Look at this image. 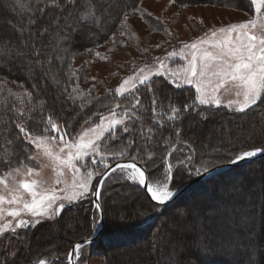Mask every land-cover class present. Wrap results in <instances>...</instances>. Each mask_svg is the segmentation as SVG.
<instances>
[{
  "label": "snow or ice",
  "instance_id": "snow-or-ice-1",
  "mask_svg": "<svg viewBox=\"0 0 264 264\" xmlns=\"http://www.w3.org/2000/svg\"><path fill=\"white\" fill-rule=\"evenodd\" d=\"M174 2L175 0H169L170 4ZM15 4L23 7L20 0H15ZM118 5L119 0H116V6ZM113 6L110 2L106 9L109 18L113 22L119 20L120 27H124L129 20L128 12L121 9L122 18L113 17ZM250 6L254 7L256 14L264 17V0H250ZM49 8L56 11L49 12ZM93 8L94 0H84L83 5H80L79 0H36L33 14L28 21L29 27H21L15 36L0 35V73H27L28 78L33 81L31 91L26 89L23 93L16 94L10 89L7 90L8 96L14 98L11 106L8 97L4 96V88L0 87V146L4 152L3 156H0V167L7 168V171L0 175V242L5 238L9 240V243L4 245L5 251L14 246L11 241L23 240L18 229H34L45 220L59 217L70 205L78 204L90 195L98 200L100 189L109 179L137 183L146 189L151 201L155 202L154 209L164 205L174 195L169 183H150L144 168L138 166V161H142L145 166L155 165L156 161L149 146H155L159 141L163 142L165 149L171 146L169 155L164 157L166 175L170 179L173 165L169 162V157L176 150V144L181 143L183 130L178 125L183 122L187 112L197 104L220 106V95L224 94H234L237 97L236 101L229 99L227 106L240 113L257 105L258 101H264V23L257 32L256 19H249L211 29L210 41L200 39L198 42L183 44L179 54L184 56L188 63L179 72L166 68L159 57L153 58L152 63L146 62L115 88L114 96L121 98L120 100L105 104L102 103L104 98H95L96 102L106 109V114L99 113V123L88 116L84 119V124L89 126L73 135L75 129L72 123H59L53 114L44 115L45 105L38 99L39 85L35 77L39 74L46 82L57 87L62 101L70 102L69 107L76 112L72 119L79 122L77 118L92 101L85 100L83 94L73 96L67 87H59L60 79L52 68L53 53H56L55 59L63 62L64 56L60 53L66 52L67 49L62 47V42L69 39L71 31L83 24H100V17ZM81 9H86L85 15H76ZM131 10L144 16V10L136 5H132ZM103 15L104 13H101V16ZM45 16L48 17L47 22H44L42 27L37 26L44 21ZM74 17L75 22L70 23ZM33 27L35 30H32ZM53 28L56 29L54 36ZM65 29L68 31L65 32ZM46 35L53 36L47 45L44 44ZM120 35H124V32L121 31ZM168 35L172 37L173 33L169 32ZM205 44H208L207 48L204 47ZM185 49H191L190 59L184 55ZM149 50L150 46L145 47L143 52L148 53ZM166 55L167 58H172L176 57L178 52L174 49ZM145 59L147 61L148 58ZM153 63L156 64L155 71ZM165 72L177 87L181 86L179 80L183 79L185 83L194 85L197 93L192 103L185 104L183 108L173 106L169 102L170 114L157 111L158 89L152 79L154 75H163ZM141 88L152 94L150 125L145 123L148 119L145 115L148 107L141 103ZM78 90V84L72 88V92ZM241 97L242 99H239ZM15 101L19 102V106ZM77 107L80 109L78 112ZM197 111L199 112V109ZM6 113H11V116L4 118ZM202 119L206 120L207 117L202 116ZM165 120L171 125V132L167 137L161 131ZM40 125H43L42 129ZM155 125H159V128ZM49 132L53 135H47ZM124 134H127L126 140L123 139ZM172 134L176 144L172 142ZM261 135H264V132H261ZM57 138L58 153L52 147V142ZM115 141H121L118 148L113 147ZM183 145L189 152L183 158H177L176 163L178 167L189 170V174L192 171L196 175L207 174L217 166L209 167L214 159L210 155L207 161L201 159L200 166L194 167L196 150L188 140H184ZM30 147L35 148L37 153H42L54 171L61 170L56 171L54 184H49L37 168L27 163L36 159L35 155L29 153ZM212 151L219 152L220 148L214 147ZM21 152L26 155L17 160L16 157L20 156ZM261 152H264V148L237 152L229 163L235 164ZM117 157L127 158L131 162L121 163ZM110 160H116L115 164H111ZM65 170L72 173V183L58 188L55 185L64 183L59 177L64 175ZM115 173H119V176L114 177ZM94 178H98V183H93ZM94 205L98 211L103 212L98 202L94 201ZM179 214L184 215V212L180 211ZM25 216H30L31 219H26ZM5 217L12 219L5 222ZM93 224L99 227L100 221L94 220ZM168 245L169 239L158 227L153 234L152 251L159 250L163 255V250ZM86 246L87 241L76 243L67 253L68 264H72L73 257L79 264L80 254ZM17 252L10 253L13 257L12 264H15ZM0 264H8L7 258ZM32 264H46V260L39 258ZM167 264H179L175 249L169 254ZM249 264H252L251 260Z\"/></svg>",
  "mask_w": 264,
  "mask_h": 264
},
{
  "label": "trees",
  "instance_id": "trees-1",
  "mask_svg": "<svg viewBox=\"0 0 264 264\" xmlns=\"http://www.w3.org/2000/svg\"><path fill=\"white\" fill-rule=\"evenodd\" d=\"M142 0H119V5L116 6V0H94V8L92 10L96 11L98 17H100V24H83L79 27L74 28L69 34V39L67 41L62 42V47L67 49L66 52H61L60 55L64 56L63 62L55 59L56 53H53V62L52 68L55 71L60 79L59 87L62 89L67 87L68 92L72 93L73 96H80L83 94L85 100H91L92 102L87 104V107L83 110L80 117H78V121L76 122L72 119L73 116L76 115V112L72 111L69 107V103H64L62 98L59 97V92L57 91V87L52 86L49 82H46L45 79L41 78L39 74L36 75L35 81L39 85V97L38 99L45 105L44 115L47 116L49 114H53L54 119L59 120L61 123L69 122L74 125L75 131L73 135L77 132L79 127L84 123V119L90 116V111L101 113V111H96V108L99 107L100 103L96 102L95 98H105L106 95H95L92 90H87L85 93L81 92L80 89L77 92H72V88L77 84L81 85L84 81L85 70L82 66H76L75 59L81 53H84L90 48H94L108 42L119 29V20L113 22L112 19L109 18L106 9L108 4L111 2L114 6L111 9V16H120L122 17V11H130L132 5H138ZM199 3V2H212L215 4H222L234 2L238 7L243 3L244 0H175L176 4L181 3ZM80 5L84 4V0H79ZM20 4L23 7L16 5L15 0H0V12L6 18V24H2L0 27V35L3 36H15L17 32H19L21 27H29L28 21L33 14V9L36 6V0H20ZM43 7V5H41ZM49 12H55V9L49 8L47 9ZM86 9H81L77 11L76 15L83 16L85 15ZM101 13H104L101 16ZM48 17L45 16L44 21L40 22L37 26L42 27L44 22H47ZM75 22V17L73 22ZM32 30H35L33 27ZM68 30L65 29V32ZM53 36L56 34V29H52ZM53 36H45L44 44L47 45L50 39H53ZM51 51V49H47ZM14 81V82H13ZM156 87L158 89L157 98L159 99V104L157 107L161 106V111L168 107L169 102L172 103L173 106L183 108L185 104H191L195 99L194 90L189 86H180L163 82L161 80H157L155 82ZM21 86L23 88V93L26 89L31 91L33 81L29 79L27 73L18 74L16 71H12L11 73H0V87L4 88V96L8 97L9 106L14 101V98L8 96L7 90L10 89L12 93L15 92V86ZM20 92L16 94H21ZM93 94V95H92ZM141 98L143 96L151 95V93L147 92L145 88L140 89ZM2 99V97H0ZM143 100V99H142ZM141 100L142 104L148 105ZM105 99L102 100V103ZM15 103L19 106V102L15 101ZM79 104V100L77 101ZM199 109V112L197 111ZM76 111H80L77 107ZM148 112H151V106L148 107ZM148 112L145 114L148 119H146V124H151L152 121L148 115ZM11 116V113L4 114V118H8ZM202 116H206L207 119L203 120ZM163 119V117H160ZM236 119V120H235ZM239 122L240 126L237 130L235 127L236 122ZM223 124L226 129L230 127L231 135L229 138H225L221 144L220 148L224 152L223 156L220 157V163L213 165H221L229 162L230 159L234 158V155L237 152L251 150L253 148H264V135H261V132H264V101H258L257 105L252 106L248 110L243 113L236 112L225 107H211L206 105H200L193 108L191 111L185 114V118L181 124L178 126L183 130V136L181 137V143L176 144L175 136L173 135V144H176V150L172 152V155L169 157V162L173 165V175L176 177L181 176L182 167L177 166V158H181L183 155L189 152V149L183 147V141L188 140L192 146L195 148L196 152L199 154L207 153L206 150L198 149L201 144L202 138L206 135L209 138H215L219 133L216 132V127ZM211 128L209 129V127ZM155 127L159 128V125H155ZM40 128H43V125H40ZM208 128V130H207ZM235 129V130H234ZM163 135L165 137L170 135L171 125L168 121L165 120L164 127L161 129ZM125 139H127V134H125ZM259 141V144H254V142ZM121 143V141L113 142V145H117ZM31 148V147H30ZM29 148V150H31ZM150 150L153 152V158L156 163L144 165L147 171V176L151 179L152 173L155 170L163 171V167H165L164 157L169 155V151H171V146L168 149L163 147V142L159 141L155 146H149ZM181 149H183L181 151ZM0 153L3 156V147L0 146ZM26 154L24 152L20 153V156L16 157L17 160L24 157ZM220 156V155H219ZM127 158H117V160H123ZM115 161V160H114ZM264 161V156L259 159L245 164L237 165L227 171H223L217 173L205 180L199 181L193 186L197 184H204L202 188V192L208 190L209 192L215 193V184L214 179L226 178L227 176H234V179L231 180L232 183H247L251 173L258 172L260 178L264 180V177L260 174V167L262 162ZM142 163V161H138ZM209 167L212 168V165L209 164ZM6 168V167H4ZM240 170H245L244 174L241 173L240 179L237 178V172ZM257 173V174H258ZM197 175H192L188 180H192ZM236 176V178H235ZM239 177V176H238ZM184 178V177H183ZM186 181L185 183H187ZM183 183V184H185ZM182 186V185H181ZM264 186V185H263ZM243 187V186H242ZM126 191L125 194L118 195V191ZM259 191V188H258ZM250 194V193H249ZM260 197L258 201H250L252 205H254V210L257 212L248 211L245 212L246 204L237 203V213L241 219V217L246 218V221L242 220L241 223L237 219V223L233 227L234 232L243 236L246 235L251 238H246V236L240 241V245L244 247L243 252H241L238 248H234L231 250H227L226 248L218 247L214 242H204L203 240L199 241L197 235L192 232V235L189 237H181L180 245L183 249H181L180 253L177 254L179 258L180 264H249V260H251L252 264H264V187L261 192H259ZM213 196H216L214 194ZM251 198H254V194H250ZM116 200L124 202L123 211L121 214L116 216L114 209L112 207V202ZM202 202V199H199ZM100 205L103 209L104 221L102 226V231L98 236L95 243H88L84 248L93 247V245L97 244L99 240L105 242L106 240L112 238H117L115 241H112V244L104 245L103 257L105 264H121L118 260V255L127 257H136L139 253H147L148 260L146 264H157V257H160L161 260L164 259L166 248L163 250V255H161L160 251L156 252L152 251V239L153 234L156 232L157 228H160V231L165 233L168 237L170 235L166 226L168 223L175 221V216L172 218L168 217L166 212L176 211L175 208L178 207L180 202H176V200L170 204H164L162 206H158V208L154 209L155 203L150 201L142 188L136 184L131 183L126 180H113L111 185L108 186V181L101 188L100 196H99ZM197 201V200H196ZM195 202V200L193 201ZM227 200L220 201L218 203L219 206H223L226 204ZM111 205V206H110ZM191 205V204H190ZM107 207H110L112 214L109 218L106 216ZM113 209V210H112ZM121 209V208H120ZM182 210V208H180ZM186 208H184L185 210ZM253 209V208H252ZM139 211V212H138ZM183 211V210H182ZM75 212H79L75 214ZM74 213L71 220V227L65 228L62 227V220L64 219V215ZM140 213V214H139ZM198 212L195 213L197 215ZM146 215V218L141 221V223L135 222L136 216ZM200 214V213H199ZM88 216L89 229H83V221ZM226 214H219L218 216H225ZM190 218V217H188ZM243 219V218H242ZM251 220L252 222L247 221ZM100 221V213L97 209L93 208L92 198L89 199L85 204L78 203L70 205L66 210H64L59 217H54L52 220H45L44 222L38 224L34 229L30 228L27 234H23L21 232L20 235L23 237L22 241L13 240L11 243L14 245L13 247H9L7 251L4 249V245L9 243V240L3 239L0 242V262L4 261L6 258L8 260V264H12L13 257L10 255L12 252H18L15 256V264H32L34 260H38L39 258L43 259H52L50 264H68V255L67 253L70 251L72 245L85 238L92 237L98 230L99 227H95L93 221ZM168 222V223H167ZM256 223V224H255ZM79 224L81 227L76 228V225ZM100 226V225H99ZM66 230L67 234L70 233L72 238L69 243L67 241V248H64V243L57 242L49 249H45L44 251H40L41 245H43V241H48L49 234H53V231L58 230ZM242 229V230H241ZM82 230L81 235L74 236ZM52 231V232H51ZM197 234V233H196ZM36 238L37 241L35 243H31L32 239ZM102 238V239H101ZM104 244V243H103ZM187 245V246H185ZM142 246V247H140ZM134 248L132 251L131 248ZM190 247V248H188ZM141 248V249H140ZM83 249V250H84ZM188 252H184V250ZM126 251L127 253H119L120 251ZM138 251H141L138 253ZM34 252V253H33ZM192 253L191 255L189 254ZM249 252L251 256H249ZM151 256H150V255ZM191 257V258H189ZM108 259V260H107ZM192 261V262H190ZM190 262V263H189ZM161 264L162 261L160 262Z\"/></svg>",
  "mask_w": 264,
  "mask_h": 264
},
{
  "label": "rangeland",
  "instance_id": "rangeland-1",
  "mask_svg": "<svg viewBox=\"0 0 264 264\" xmlns=\"http://www.w3.org/2000/svg\"><path fill=\"white\" fill-rule=\"evenodd\" d=\"M244 1L245 3L242 2V4L238 7L234 2L230 3L229 1L222 4H215L212 2L190 3V1H186L187 3H181L178 5L176 4V2L170 4L169 0H142L137 6L144 10V16H141V13L139 12H133L132 10L127 11L129 14V20L127 21L126 25L124 27H120L119 24L118 31L113 36H111L108 42L103 45L90 48V50L81 53L76 57V66H82V68L85 70L84 81L81 83V85L78 84L80 91L85 93L87 90H92L94 97L104 94L106 95V97L104 98L105 101L103 103H114L116 100L121 99L114 96L115 88L125 78H127L129 75H132L136 69L142 67L146 62L152 63L153 58H161L164 62L165 67L170 68L172 71H181V69L186 67L188 63V60L185 59L184 56L179 54V50L183 47V44L198 42L200 39L210 41L211 29H218L222 26H227L232 23H239L247 21L249 19H256L257 28L255 30L259 32L260 25L264 23V17H261L255 13L254 7L250 6V0ZM6 22L7 21L5 16L2 12H0V27H2L1 23L6 24ZM165 29H167V31H165ZM121 31L124 32V35H120ZM169 32L173 33L172 37H169ZM206 33L207 35H205ZM157 45H159V47H157ZM149 46V52L144 53L143 49ZM204 47L207 48L208 44H205ZM174 49L178 52V55L176 57L167 58V52ZM190 52L191 49H185L184 55H187L189 59ZM146 57L148 58L147 61L145 59ZM153 70H156L155 63H153ZM152 79L154 82H157V80H161L163 82L167 81L176 85L175 83L170 81L167 72H165V74L163 75H154ZM179 83L181 86L191 87L194 90L195 95L197 94L194 85L185 83L183 79H180ZM14 89L16 93H21L23 90V88L19 85H16ZM229 99L236 101L237 97H235L234 94L220 95V106L230 109L227 106ZM239 99H242V97ZM141 100L145 103H148V105H144H146L147 107L151 106L152 109V96L150 94L147 96H143ZM197 106L200 105L197 104ZM209 106L213 108L220 107L216 106L215 104ZM160 108L162 107H157V111H161ZM163 110L170 114V109L168 107L164 108ZM96 111H101V113L106 114V109L102 108L101 105L96 108ZM89 113L92 117V120L96 123H99V113L92 111H90ZM94 113L96 114L94 115ZM148 115L149 117H151L152 112H148ZM57 121L61 123L59 120ZM236 124L237 125H235V127H237L238 130L241 126L238 121L236 122ZM88 126L89 125H85L83 123L76 133L81 132L83 128H87ZM211 126L212 125H210L209 129L211 128ZM215 129L216 132L219 133L215 136V138L212 139L206 135L202 138L201 144L198 146V149L206 150L208 152L203 153L202 155L196 152V155L193 159L194 167H199L201 159L207 161L210 155L211 157H214L210 165L220 163V157H222L224 154V152L220 148V144L225 138H229V136L231 135V131L230 127L226 129L223 124H221L220 126L218 125V127H216ZM47 135L53 134L49 132L47 133ZM123 139L126 140L125 134L123 136ZM58 143L59 138H57L56 141L52 142V147L57 153L59 152ZM259 143V141L254 142V144ZM120 144L121 143L118 142V144L113 145V147L118 148ZM214 147H219L220 151L213 152L212 149ZM30 149L31 150H29V153L35 155L36 159L33 161H28L27 163H29L32 167L37 168L41 172L43 178H45L49 182V184H54V181L57 178L56 171L61 170L56 169V171H54L50 165V162L46 157L43 156L42 153H37V150L35 148ZM187 154L188 153H186L185 155ZM185 155H183L181 158H183ZM0 156H2L1 153ZM112 162H114V160H110V163ZM258 165H260L258 169L262 171V173L260 172V174L264 177V161L262 162V165ZM5 171H7V168L0 167V175H3ZM181 171L184 174L179 177H175L172 170L171 178L168 179L166 175L167 166L165 164V167H163V171H153L149 182L156 183L157 181H159L161 183H169L170 189L174 192L181 185H183V183L188 181L192 175H196L194 171L189 174V170L183 167ZM244 171L245 170H240L237 172V174H239L237 175L238 179H240V176H243L241 175V173ZM257 173L258 172L251 173L249 179H247L248 182L246 184L232 183L231 180L234 179V176H227L226 178L219 179L216 178V180L214 179L216 189L215 193H210L209 187L207 191L202 192L204 184L199 183L181 194L176 199V202H180L178 207L175 208L176 211L166 212L169 218H172L173 216H175L176 218L174 222H167L168 226L166 227L170 233V235H168L167 237L169 239V245L165 247L166 251L165 255L163 256L164 259L161 260L160 257H157V262L162 261L163 264H167L169 254L172 253L174 249L176 259L179 261L177 254L180 253L181 249H183L180 245V238L189 237L190 235H192V232L197 235L199 241H212L218 247L226 248L227 250L238 248L241 252H243L244 247L240 245V241L246 235L241 236L231 229H233L235 223L238 222L237 219L240 218L237 213V203L244 202V204H246L244 210L245 212H248L254 210V205H252L250 201L252 202L259 200V192L263 190L264 180L260 178L261 176L259 175V173ZM113 176L118 177L119 173H115L113 174ZM59 178L64 181V183L55 185L58 188L64 187L65 184L70 185L73 180L72 173L66 170L64 171V175ZM97 179L98 178H94V184L97 182ZM113 180L116 179L114 178L108 180V186L111 185V182ZM122 193L125 194L126 191H118V195ZM249 193H253L254 198H251ZM214 194H216V196H213ZM91 198L92 195H90L87 199L81 201L80 203L85 204ZM199 199H202V202H200ZM224 199L225 201L227 200L226 204H224L223 206H219L218 203L220 201H224ZM194 200L195 202H193ZM123 204L124 202L121 201H118L117 204L116 200L112 202V207L116 216L121 214V212L123 211ZM180 208H182L184 215L179 214V212L182 211ZM184 208L186 209L184 210ZM196 212H198L197 215H195ZM254 212H257V210H254ZM78 213L79 212H75V214ZM224 213L226 214L225 216H218L219 214ZM73 214L74 213L64 215V219L62 220V227L68 229L72 226L71 220ZM111 214L112 211L110 207H107V218H109ZM139 214H137L135 219V222L137 223H141V221L146 218V215L139 216ZM25 218L31 219L30 216H25ZM11 219V217H5V222ZM233 220L235 221V223H233ZM238 220L241 223L242 220L246 221V218L244 219V217H241V219ZM247 221H249V219ZM249 222L252 221L250 220ZM83 225L84 230L89 229L87 215L85 220L83 221ZM80 227L81 226L79 224L76 225V228ZM29 229H18L17 231L23 234H27ZM82 232L84 231L81 230L79 232L78 230V233L74 236H79L82 234ZM251 237V235L249 237L246 236L247 239ZM72 238L74 237H71L70 233L67 234L66 230L64 229L53 231V234H49L48 241H43V245H41V248L39 250L44 251L45 249H49L48 247H51V245L57 242H63L64 245L66 244L64 248H67V241L69 243ZM116 239L117 238L110 237V239H108V241L106 240L105 242L99 240L97 244L93 245V247L84 249L80 254L81 258L79 264H105L106 260H104L103 252L107 248L104 249V245L112 244V241H115ZM36 241L37 239L33 238L31 243L33 244ZM131 250L133 251L134 248L132 247ZM139 252L141 251H138V253ZM184 252H188V249L187 251L184 250ZM119 253H123L124 255V253L127 252L123 250V252L120 251ZM189 254L191 255L192 253L189 252ZM125 255H118V260L121 262V264H146V261L148 260V256H146L147 253L143 254L141 252L136 255L135 258L132 256L129 259L125 257ZM50 262H52V259L46 260V264H50ZM75 264H77L76 259Z\"/></svg>",
  "mask_w": 264,
  "mask_h": 264
},
{
  "label": "water",
  "instance_id": "water-1",
  "mask_svg": "<svg viewBox=\"0 0 264 264\" xmlns=\"http://www.w3.org/2000/svg\"><path fill=\"white\" fill-rule=\"evenodd\" d=\"M262 156H264V152L258 153V154H257L256 156H254V157H251V158H247V159L241 160V161H239V162H237V163H235V164L227 162V163H224V164L218 165V166L212 168V171L209 172V173H207V174L197 175V176H195L192 180L188 181L187 183L183 184V185L180 186L178 189H176V190L173 192V193H174L173 197H172L169 201H167L165 204H170V203L174 202V201H175V200H176L181 194H183L184 192H186L189 188H191L194 184H196V183L199 182V181H202V180H204V179H206V178H209V177H211V176H213V175H215V174H217V173H220V172H223V171H227V170H229V169H231V168H233V167H235V166H237V165L253 162L254 160L259 159V158L262 157ZM119 161H120L121 163H124V162H131V161L128 160V159H123V160H119ZM115 162H116V161L112 162L111 164L114 165ZM138 166L143 167L144 170L146 171V168H145L144 165H142L141 163L138 162ZM108 171L110 172V169H109ZM146 174H147V172H146ZM96 183H98V179H97V182H96ZM141 188H142V187H141ZM142 190L144 191V193L146 194V196L148 197V199L151 201L150 196H149L148 193L146 192V189L142 188ZM100 191H101V189H100ZM92 201H93V208L96 209V208H95V205H94V201H95V202H98L99 204H100V201H99V199L96 200V198H95L94 196H92ZM152 202H153V201H152ZM153 203H155V202H153ZM99 213H100V226H99L97 232H96L92 237H90V238L81 239V240L75 242V243L72 245L71 249H72L73 246H74L76 243H78V242H84V241H87V244H88V243H95V242H96L98 236L100 235V233H101V231H102V226H103V221H104V214H103V212L99 211ZM71 249H70V250H71ZM72 264H75V257H73V259H72Z\"/></svg>",
  "mask_w": 264,
  "mask_h": 264
}]
</instances>
